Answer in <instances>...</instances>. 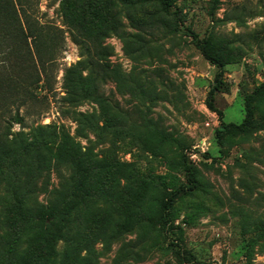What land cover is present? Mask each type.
Listing matches in <instances>:
<instances>
[{
  "label": "rangeland",
  "instance_id": "1",
  "mask_svg": "<svg viewBox=\"0 0 264 264\" xmlns=\"http://www.w3.org/2000/svg\"><path fill=\"white\" fill-rule=\"evenodd\" d=\"M109 1L118 27L101 45L88 41L90 52L73 39L61 0H26L32 23L44 26L42 62L30 38L24 60L17 49L0 50V132H9L10 166L16 160L21 181L33 187L29 201L46 203L71 175L55 157L63 135L93 161L130 164L129 177L109 194L77 206L56 243V264L72 260L71 238L88 233L89 218L106 214V234L80 250L77 264H264V0H171L169 14L153 1ZM155 18L165 23H143ZM207 32L234 52L221 68L225 89L213 99L224 122L240 123L245 96L263 85L253 101L255 128L222 143L215 139L219 116L207 105L220 69L191 35ZM37 153L44 159L34 172ZM183 161L203 189L175 200L165 227L136 223L119 233L126 217L118 204L132 200L140 180L148 182L146 201L158 177L169 190L186 188ZM8 173L0 175V209Z\"/></svg>",
  "mask_w": 264,
  "mask_h": 264
},
{
  "label": "trees",
  "instance_id": "2",
  "mask_svg": "<svg viewBox=\"0 0 264 264\" xmlns=\"http://www.w3.org/2000/svg\"><path fill=\"white\" fill-rule=\"evenodd\" d=\"M122 1L129 5L153 1L159 4L161 12L170 13L171 0ZM109 4V0H61V13L66 25L71 30L73 39L80 45H85L87 52L91 50L88 41L100 44L118 27V21L110 12ZM26 5V0H0V50H3L4 46L9 49L3 51L4 53L16 52L17 49L19 57L24 60L26 56H31L28 52L30 38L34 54L42 62L44 26L32 23V19L36 18L28 12ZM156 21L165 23L160 18L143 23ZM191 35L203 57L220 69L209 86L207 95L208 107L216 111L220 119V124L215 129L217 143H222L229 135L248 134L255 128L253 101L255 96L263 91V85L245 96V116L240 123L224 122L222 111L214 107L213 99L216 92L225 89L221 68L231 61L234 52L228 46L227 40L212 32H207L202 38H198L195 34ZM24 49L27 52L23 53ZM51 58L52 56L44 59ZM16 117V120H19L18 114ZM109 122L113 123V121ZM6 130L0 132V175L9 172L10 178L5 186L8 203L0 209V264H56V243L64 236V229L71 221V215L77 210V206L96 195L109 194L119 178L129 177L130 164L117 160L93 161L75 148L63 135L55 157L59 162L70 166L71 175L63 178L60 185L52 189L46 203L29 201L33 187L28 185L29 181H21L22 170L18 168L16 160L10 166L12 155L9 154L7 144L9 132ZM36 157L37 165L32 167L34 172L40 169V160L44 159L41 153H37ZM181 166L187 177L186 188L184 185L173 186L169 190L164 180L158 177L149 184L154 190L150 201L143 199L148 189V182L140 180L139 190L133 193L132 200L118 204L119 211L126 217L123 224H116L119 233L122 231L120 227L132 229L136 223L145 225L146 228L154 224L165 227L173 215L172 205L175 200L203 189L197 178L196 169L184 161ZM19 178L21 183L18 181ZM88 222H91L88 233L75 240L71 238V242L76 243L72 252L73 258L69 262V255L63 264H77L76 258L80 250L89 248L93 239L102 238L106 234L105 226L112 220L106 214L103 218L92 216ZM184 254L190 255L185 250ZM185 259L190 258L185 257Z\"/></svg>",
  "mask_w": 264,
  "mask_h": 264
}]
</instances>
